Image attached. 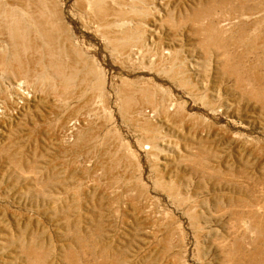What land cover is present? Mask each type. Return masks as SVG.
Segmentation results:
<instances>
[{
  "label": "rangeland",
  "instance_id": "374dc122",
  "mask_svg": "<svg viewBox=\"0 0 264 264\" xmlns=\"http://www.w3.org/2000/svg\"><path fill=\"white\" fill-rule=\"evenodd\" d=\"M0 264H264V0H0Z\"/></svg>",
  "mask_w": 264,
  "mask_h": 264
}]
</instances>
